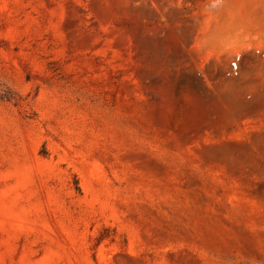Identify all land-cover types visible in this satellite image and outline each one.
<instances>
[{
	"label": "rangeland",
	"instance_id": "rangeland-1",
	"mask_svg": "<svg viewBox=\"0 0 264 264\" xmlns=\"http://www.w3.org/2000/svg\"><path fill=\"white\" fill-rule=\"evenodd\" d=\"M0 264H264V0H0Z\"/></svg>",
	"mask_w": 264,
	"mask_h": 264
}]
</instances>
